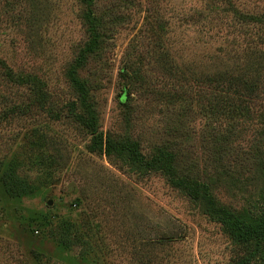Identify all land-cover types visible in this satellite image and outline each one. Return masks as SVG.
<instances>
[{
  "label": "rangeland",
  "instance_id": "rangeland-1",
  "mask_svg": "<svg viewBox=\"0 0 264 264\" xmlns=\"http://www.w3.org/2000/svg\"><path fill=\"white\" fill-rule=\"evenodd\" d=\"M231 7L264 16V0H0V60L44 84L50 111L0 122V172L23 187L14 195L0 180V264H238L250 254L212 210L247 224L264 216V25ZM87 11L103 41L77 77L99 130L147 159L171 154L176 177L208 196L88 151L68 108ZM236 77L262 85L229 90ZM28 91L0 79V115ZM250 264H264V245Z\"/></svg>",
  "mask_w": 264,
  "mask_h": 264
},
{
  "label": "trees",
  "instance_id": "trees-1",
  "mask_svg": "<svg viewBox=\"0 0 264 264\" xmlns=\"http://www.w3.org/2000/svg\"><path fill=\"white\" fill-rule=\"evenodd\" d=\"M81 1L87 8H90L93 2V0ZM231 12L237 15V17H242L245 21H252L253 24H259V26L264 25V16L260 20L254 18L249 19L248 15H242L241 12L233 7H231ZM85 21L90 35L88 42L79 51L74 64L68 70L69 81L77 93L78 104L72 101L68 108L73 122L90 136L88 151L90 153L104 155L107 158L119 159V161L135 168H160L167 175L171 184L187 190L193 199H198L199 193L207 195L205 188L199 184L176 177L171 154L162 151L147 159L141 154L139 146L135 141H116L110 134H103L99 130L97 112L90 102L85 83L77 77V71L86 64L92 55L95 53L98 54L101 51L104 25L102 21L92 16L91 11H87ZM218 75V77H214L213 79L219 82L218 84L224 85L227 81L226 74ZM0 79L9 86L27 87L29 90L27 103L12 105L3 111L0 115V122L5 121L13 115H26L33 109H39L40 111L47 110V113L50 112L49 109H46L47 94L44 92V84L38 78L14 73L0 60ZM261 85L262 83L258 82V79H252L250 82H246L244 79L236 77L232 81H229L228 87L229 90L233 86L240 88L242 91H248L247 93H256ZM234 93L236 94L237 91L234 90ZM123 100L124 97L120 100L122 104ZM53 116L58 118L57 115ZM0 180L6 190L14 195L23 191V187L20 186V181L14 179L9 171L7 173L4 171L0 172ZM209 202H212V200L209 199ZM212 210L215 213L216 219L223 225L226 233L234 243L243 247L254 245L253 249L251 248L250 254L242 258L238 263L250 264L257 255L259 248L264 245V216L253 224H247L223 208L217 209L212 207Z\"/></svg>",
  "mask_w": 264,
  "mask_h": 264
},
{
  "label": "water",
  "instance_id": "water-1",
  "mask_svg": "<svg viewBox=\"0 0 264 264\" xmlns=\"http://www.w3.org/2000/svg\"><path fill=\"white\" fill-rule=\"evenodd\" d=\"M51 204V202H49V205Z\"/></svg>",
  "mask_w": 264,
  "mask_h": 264
}]
</instances>
